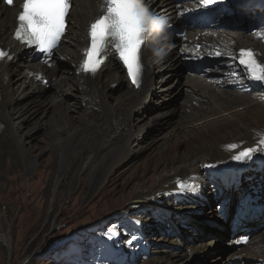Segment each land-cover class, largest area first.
<instances>
[{
    "label": "bare ground",
    "instance_id": "6f19581e",
    "mask_svg": "<svg viewBox=\"0 0 264 264\" xmlns=\"http://www.w3.org/2000/svg\"><path fill=\"white\" fill-rule=\"evenodd\" d=\"M17 1L12 8L0 4V51L4 53V58L0 59V157L12 160L25 171L34 166L42 167L44 163L37 164L29 149L35 140L32 132L46 131L48 147L55 155V172L51 174L47 191L49 197L56 200L74 189L71 181L65 182L73 168H79L78 172L91 171L92 189L100 191L109 183L111 174L122 167L125 152L128 159L129 154L142 157L156 148V154L146 157L143 164L139 162L130 173L156 163L168 167L176 165L175 170L161 175L155 184L145 181L142 186H134L135 194L121 216V224L131 222L124 231L126 241L122 252L120 250L121 256L129 253L133 264H188L192 255L200 256L202 252L200 259L203 260L199 264H203L206 256L222 249L223 240L231 247L233 236L251 229L250 243L220 254L221 258L225 257L222 264H264V150L255 152L250 160L233 159L248 148L264 149L260 144L264 138V99L251 93L264 89V82L249 78L245 67L239 65L241 50H252L256 59L264 62V30L259 31L264 24V6L260 0H254L256 9L248 14L232 12L223 6L226 0L211 3L207 0H146L151 12L162 18L166 26L163 32L152 28L153 34L144 52L147 69L139 87L131 83L113 51L107 53L95 75L81 68L85 50L90 45L89 27L102 12V0L72 1L70 25L63 38L67 41L49 63L14 42L23 0ZM221 21L233 30L213 24ZM180 23L191 28L188 37L193 43L203 44L206 53L218 56L215 66L207 67L204 73L191 72L193 64L185 56L186 51L193 50L188 38L178 41L168 33L169 26ZM251 23L257 30L253 34L249 33ZM196 38L199 42H195ZM161 64L160 70L167 65L162 78L172 76L159 92L170 91L174 84L175 91L183 92L182 122L180 127L175 124L162 136L137 145V139L146 129L145 125L135 126L134 121L142 124L146 115L159 109L157 115L144 123L147 127L167 124L166 121L177 116L166 117L169 111L154 106V100L157 105L161 100L155 87L156 68ZM180 64L184 66L181 79L177 75ZM239 80L247 83L233 84ZM170 81L172 83L168 84ZM16 94H20L18 100ZM21 98H25V103ZM111 100L116 101V106L110 105ZM11 111L18 113L17 126L13 123L16 116L13 117ZM47 116L51 117L48 123L44 122ZM35 120L39 122L29 129L30 122ZM77 122L81 127L76 130ZM27 128L29 131L25 132ZM227 135L235 138L229 140ZM229 145L238 147L229 150ZM183 151L188 153L182 155ZM81 163L83 168L79 166ZM165 171L168 170L165 168ZM17 172L20 174L19 170ZM42 178L34 183L38 188ZM8 180L12 183L16 178L8 177ZM30 186L33 184L25 187ZM1 188L13 196L14 186L3 184ZM35 191L37 195L31 207L39 212L38 200L42 196L40 189ZM13 199L10 198L9 203ZM30 204L27 202L26 207ZM54 208L53 203L51 209ZM130 213L145 216L126 219ZM52 216L47 217V223L50 221L56 226ZM237 220L240 223L236 224ZM155 231L159 237L150 238ZM187 232L191 237H186ZM167 241L176 250L179 248V252L160 251L152 259V254L148 253L152 242H155L153 246L161 247Z\"/></svg>",
    "mask_w": 264,
    "mask_h": 264
},
{
    "label": "rangeland",
    "instance_id": "374dc122",
    "mask_svg": "<svg viewBox=\"0 0 264 264\" xmlns=\"http://www.w3.org/2000/svg\"><path fill=\"white\" fill-rule=\"evenodd\" d=\"M225 30L229 31L230 29L227 28ZM261 30H264V24L261 25L259 31ZM256 31L255 29L249 33L253 34ZM170 36L172 37L173 35ZM231 37L229 36V38ZM174 38L177 39L176 37ZM66 41L67 38L64 40V43H66ZM162 65L163 64L156 68L158 72L155 77V87L158 88L157 92L161 95V100H159L158 105L156 104L157 100H154V106L156 108H161L164 112L169 111L166 117L168 116L170 118V116L175 114H177V116L170 118L172 120L166 121L167 124L165 122L164 124L157 123L155 126L147 127V124L144 123H148L152 117L157 115L160 112L159 109L152 114L146 115L145 122L142 124L141 122L134 121L133 123L135 126L139 124L145 125L146 129L144 134L138 138L139 140L137 139V145L145 144V142L151 141L155 137L162 136V133L167 131L168 127L170 128L175 124L180 127L182 122L180 119L183 118V114L180 110V105H182V100L184 99L183 92L175 91V84L172 88L174 91L171 89L170 91L159 92L166 81L172 76L169 75L170 77L168 76L167 79L166 77L164 79L162 78L161 74L166 71L167 67L166 65L163 70H160ZM177 67L179 72L177 75H179L181 79L184 75L182 69L184 66L180 64ZM175 71L176 69L174 72ZM177 75L174 74L173 78H176ZM16 78L17 75L14 76V79ZM170 83H172V81L168 84ZM45 85L49 86V82H46ZM167 92H171V94ZM251 93L258 94L264 99V89L262 88L261 90L256 92L252 91ZM49 94H51V92H48V95ZM163 94L168 95L164 97L162 96ZM19 96L20 94H16L15 98L18 100ZM20 101L25 103V98H21ZM262 104L264 105V102ZM110 105L116 106V101L111 100ZM163 105L166 106L163 108ZM128 109L131 110L133 107H129ZM133 111V113H136L135 109ZM13 114V117H15L18 113L15 112ZM178 116L180 117L179 119ZM44 119V122L48 123L51 117L47 116ZM18 121V116H16L13 120L15 126L18 125ZM37 122L39 121L35 120L30 122L29 129L34 127V124ZM80 127L81 123L77 122L75 129L77 130ZM29 129H24V131L27 132ZM262 130H264V128H262ZM44 133H46V131L32 132V136H34L35 140L29 149L31 150L30 152L34 153L37 164L44 163L42 167L40 166L37 169V166H34L32 169L25 171L22 166L18 167L12 160L8 161V158L4 156L0 157V264H133L132 260L129 259V253L121 256L122 247L126 241V233L124 231L128 230L127 227L131 224L129 221L121 224L123 210L127 209L130 205L128 201L133 198L135 194V189L133 190L135 185L138 184L142 186L145 184V181H151L155 184L159 181L160 176L166 174V172L174 173L176 165L168 167V165L164 163H156L148 168L146 166L141 167L138 172L131 174V169L141 161L142 162L139 164H143L146 157L157 153V149L155 148L152 151H148L147 154L142 157H134L133 153L129 154L128 159V154L125 152V155L123 154L125 162L122 167L111 174L109 183L106 184L102 190L93 191L94 180H92L91 171L84 169L78 172L79 168L76 167L67 174V179L65 180L66 183L71 181L74 184L72 192L66 196L64 195L53 200L49 197V191H47V189L51 174H53V171L55 172V155L48 147L50 142ZM226 138L233 140L235 137L227 135ZM187 153L188 151H183L182 155H186ZM179 157L181 158L180 155ZM79 166L83 168L82 163ZM100 168L102 171L103 166L101 165ZM165 168L168 171L163 172ZM17 170L20 171V174ZM65 170H68V167H66ZM41 176L43 178L40 180L38 188L34 183L39 181ZM47 176L48 178H46ZM8 177L16 178V180L11 183ZM3 184L14 186L13 196H9L8 190L6 191V189L1 188ZM27 184H33V187H25ZM39 189L42 196L41 200H38L41 204V210L36 212L31 205L34 204V195H37L35 190ZM9 197L11 199L14 198L11 200L12 203H9ZM27 202L32 203L29 205V208L26 207ZM53 203L55 207L54 210L51 209ZM212 207V210L215 211L216 207L214 203H212ZM213 211H211V213H213ZM50 214L53 215L52 217L56 222V226H54V223H50V221L47 223ZM143 216H145L143 213H130L126 219H139ZM203 220L206 221L205 218ZM190 231L193 232L192 230ZM114 233L117 235L115 236ZM187 234H185L186 237H191L192 235L188 232ZM159 235L158 231H155L149 236L153 239L158 238ZM106 236L109 240H107ZM208 239V237L205 239V244H207ZM167 242L161 247L153 246L155 242H152L153 244L148 248V253L152 254V259L159 255L160 251H164L163 253H165L176 250L175 246ZM222 246V249L219 250L220 252L217 251L212 253V255L209 254L206 256V260H204L205 262H203V264H222L223 261L221 260L225 257L221 258L220 254L227 253L228 249L235 251L230 249L231 247H229V244L226 246V240L222 241ZM156 250H158L159 253L155 254L154 251ZM188 250L190 251V249ZM117 251H119L118 254H116ZM209 251L212 252V249ZM141 252L143 253V250ZM176 252H179V248ZM200 254V256L192 255L191 259L188 260V264H199V261L203 260L200 258L204 255L202 252H200ZM217 256L219 257L217 258ZM215 258L216 260L214 261Z\"/></svg>",
    "mask_w": 264,
    "mask_h": 264
},
{
    "label": "snow or ice",
    "instance_id": "6c2138e0",
    "mask_svg": "<svg viewBox=\"0 0 264 264\" xmlns=\"http://www.w3.org/2000/svg\"><path fill=\"white\" fill-rule=\"evenodd\" d=\"M5 2L11 5L13 0ZM207 2L211 3L212 0ZM260 3L264 6V0H260ZM21 8L16 38L22 39L28 46H35L41 53L51 54L64 33L71 0H23ZM102 8L101 14L90 24V45L85 50L81 68L95 75L107 53L115 51L131 83L139 87L143 71L142 45L149 28H155L163 19L150 11L146 0H103ZM240 56L249 78L264 82V62L258 61L252 50H241ZM2 58L4 53L0 51ZM260 144L264 145V138H261ZM236 147L228 146L229 150ZM259 150L264 149H245L233 159L250 160Z\"/></svg>",
    "mask_w": 264,
    "mask_h": 264
},
{
    "label": "clouds",
    "instance_id": "9594fccd",
    "mask_svg": "<svg viewBox=\"0 0 264 264\" xmlns=\"http://www.w3.org/2000/svg\"><path fill=\"white\" fill-rule=\"evenodd\" d=\"M155 31H158V32H163L164 31V22L163 21H160L158 23V26H156L154 28Z\"/></svg>",
    "mask_w": 264,
    "mask_h": 264
}]
</instances>
